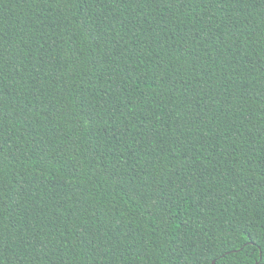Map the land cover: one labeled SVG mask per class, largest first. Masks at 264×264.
<instances>
[{"label": "trees", "instance_id": "trees-1", "mask_svg": "<svg viewBox=\"0 0 264 264\" xmlns=\"http://www.w3.org/2000/svg\"><path fill=\"white\" fill-rule=\"evenodd\" d=\"M264 264V0H0V264Z\"/></svg>", "mask_w": 264, "mask_h": 264}, {"label": "water", "instance_id": "water-1", "mask_svg": "<svg viewBox=\"0 0 264 264\" xmlns=\"http://www.w3.org/2000/svg\"><path fill=\"white\" fill-rule=\"evenodd\" d=\"M216 263V261H214V264Z\"/></svg>", "mask_w": 264, "mask_h": 264}]
</instances>
